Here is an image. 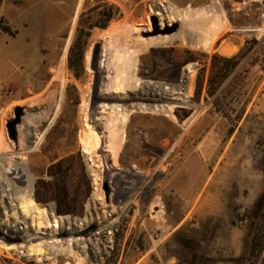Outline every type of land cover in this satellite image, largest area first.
Returning <instances> with one entry per match:
<instances>
[{
  "label": "rangeland",
  "instance_id": "1",
  "mask_svg": "<svg viewBox=\"0 0 264 264\" xmlns=\"http://www.w3.org/2000/svg\"><path fill=\"white\" fill-rule=\"evenodd\" d=\"M108 6L115 17L91 30L76 76L67 53L78 17L94 23ZM3 25L15 33L0 30V178L22 163L51 214L35 226L10 194L26 182L8 189L1 178L0 209L22 215L0 213V264H264V0H0ZM146 82L166 96L143 108L132 96ZM17 105L15 145L5 121ZM105 165L115 194L99 200ZM90 224L97 234H78ZM92 234L99 260L83 245Z\"/></svg>",
  "mask_w": 264,
  "mask_h": 264
},
{
  "label": "bare ground",
  "instance_id": "2",
  "mask_svg": "<svg viewBox=\"0 0 264 264\" xmlns=\"http://www.w3.org/2000/svg\"><path fill=\"white\" fill-rule=\"evenodd\" d=\"M194 1V0H193ZM195 3V2H194ZM212 5V4H211ZM205 7H207V8H209L208 6H205ZM206 8V9H207ZM210 8H212V7H210ZM205 9V10H206ZM211 10V9H210ZM173 13V12H172ZM177 14H178V12H176ZM173 15V14H172ZM204 15V14H203ZM144 18V17H143ZM141 20V19H140ZM145 21V20H144ZM139 22V21H138ZM138 22H136V23H138ZM141 22V21H140ZM149 25V24H148ZM119 26H121V25H119ZM121 28H122V26H121ZM204 30V29H203ZM115 31V26L113 25L112 27H110V28H108L107 30H106V32L107 33H112V32H114ZM181 34L180 35H176L170 42H168V44H166V45H170V46H172V45H174V43L175 42H180L181 41V37H182V31L180 32ZM191 33V35H193V37H194V39L196 40V42H203V40H202V37L203 36H200V35H198V34H195V33H192V32H190ZM203 33V32H202ZM197 35V36H196ZM129 36V35H128ZM185 36V35H184ZM217 36V35H216ZM171 37V36H170ZM189 37H190V35H189ZM215 38V37H214ZM206 40V39H205ZM165 41V40H164ZM194 41V40H193ZM158 42V41H157ZM195 42V43H196ZM147 44V43H146ZM150 44V43H149ZM205 44V43H204ZM206 45V44H205ZM163 46V45H162ZM211 46V45H210ZM159 47H161V46H159ZM166 47H169V46H166ZM173 47V46H172ZM199 47V46H198ZM209 47V46H208ZM175 48V47H174ZM180 48H182V47H180ZM205 49H206V47H204ZM171 49V48H170ZM183 49V48H182ZM158 50V49H157ZM161 50H162V48H161ZM207 50V49H206ZM151 51V50H150ZM159 51H160V49H159ZM159 51H157V52H159ZM168 51V50H167ZM171 52V51H170ZM153 53V52H152ZM159 53H161V52H159ZM169 53V52H168ZM202 53V52H201ZM156 54V53H155ZM171 54V53H170ZM158 55H160V54H158ZM162 56H163V54H162ZM171 56V55H170ZM173 56V55H172ZM183 56V55H182ZM179 57V56H178ZM128 61V60H127ZM126 61V62H127ZM171 66V65H170ZM126 67V66H125ZM125 70V69H124ZM109 72V71H108ZM156 72V71H155ZM135 74V73H134ZM125 76V75H124ZM123 78V77H122ZM125 82V81H124ZM123 82V83H124ZM132 84L133 83H130V85L132 86ZM164 84V83H163ZM163 84H161V83H140V84H138L139 85V91H137V92H135L134 93V95L132 96V97H135V96H137L138 97V99L139 100H141L140 102H138V104H140V105H142V107L144 108V104L145 105H153V104H155V102H158V101H162V99H163V97L165 98V92L163 91V88H164V86L165 85H163ZM121 85H123V84H121ZM120 85V86H121ZM124 86V85H123ZM180 85H177V86H174V88L176 89V87H179ZM169 87V86H168ZM123 88V87H122ZM171 88V87H170ZM165 90V89H164ZM166 90H167V88H166ZM171 89H169L168 91H170ZM167 93V92H166ZM130 96V97H131ZM176 100V99H175ZM124 102V101H123ZM132 102V101H131ZM135 102V101H134ZM137 103H135V105H136ZM133 105V104H132ZM163 105V104H162ZM168 105H171V104H168ZM134 106V105H133ZM155 106V105H154ZM153 106V107H154ZM157 106V105H156ZM155 106V107H156ZM161 106V104L159 105V107ZM173 106V105H172ZM164 107V106H163ZM169 107V106H168ZM161 109L160 110H162V107H160ZM156 110V109H155ZM166 110V109H165ZM157 111V110H156ZM168 111V110H167ZM169 112V111H168ZM113 113V112H112ZM168 115L170 116L171 115V113H166V116L168 117ZM114 116V115H113ZM171 117H172V115H171ZM117 118V117H116ZM115 118V119H116ZM158 118V117H157ZM156 118V119H157ZM169 118V117H168ZM154 119H155V117H154ZM159 119V118H158ZM157 119V120H158ZM174 119V118H173ZM156 120V121H157ZM160 120V119H159ZM172 120V119H171ZM112 121V120H111ZM117 121V120H116ZM161 121V120H160ZM174 121V120H173ZM150 122H152V121H150ZM115 124H116V122H115ZM157 125V124H156ZM144 127V126H143ZM169 128H170V126H168ZM123 129V128H122ZM179 129V128H178ZM118 131V130H117ZM117 131H115V133L117 132ZM168 131V130H167ZM144 132V131H143ZM115 136V135H114ZM40 138H41V136L40 137H36L35 138V140H33L32 142L34 143V141H35V145H34V147H36L37 146V144H38V142H39V140H40ZM115 139V138H114ZM113 141V140H112ZM116 141V140H115ZM31 144V143H30ZM112 144V143H111ZM178 144V143H177ZM110 145V144H109ZM114 145V144H113ZM208 146V145H207ZM201 147V146H200ZM202 147H203V145H202ZM114 148H115V146H114ZM207 148V147H206ZM208 149V148H207ZM207 149H202V150H204V153H206V151H207ZM190 152V151H189ZM173 154V153H172ZM101 159V158H100ZM200 161H199V159L197 158V156L196 157H193V158H191L190 159V161L188 160V165H187V167L185 168V170H184V176L181 174L182 172H180V174L182 175V177H180L178 180L180 181V182H178V183H185V184H187V183H189L190 182V179H191V174L193 173V172H196V170H198V168H199V166H200ZM14 166V165H13ZM12 167V166H11ZM180 167V166H179ZM13 168V167H12ZM11 169V168H10ZM5 171V170H4ZM8 171V173H11V174H14L13 176H11V177H5L4 175L1 177L2 178V180H4V179H6L4 182H6L5 184H7L9 187H8V189H13L14 188V186H13V183H14V181L15 180H23V181H25L26 182V184L24 185V186H22L21 187V189L19 190V192H18V194H16V195H14L12 192H10V194L12 195V200H14V203L11 201V204L10 205H15V207L16 206H18V203L19 202H21V201H23V210L24 211H28L29 212V214L31 215V219H32V221H33V223H34V225L36 226H39L40 224H42V222L44 221V220H46V217L48 218V214H51V212H49L48 213V211H47V209H45L44 207H41V206H39L34 200H33V198L31 197V179H30V173H29V171H28V169H27V167L26 166H24L22 163L20 164V163H16L15 164V167L12 169V170H7ZM96 171V170H95ZM179 171V170H178ZM177 175V174H176ZM178 176V175H177ZM176 176V177H177ZM203 177V176H202ZM0 178V179H1ZM216 179V178H215ZM174 180H175V178H174ZM176 181V180H175ZM217 181V180H216ZM1 182V181H0ZM3 182V181H2ZM213 183V182H212ZM23 184V183H22ZM209 184V183H208ZM197 185V184H196ZM214 185V184H213ZM99 189V188H98ZM102 199V195L101 194H99V200H101ZM100 202H103V200L102 201H100ZM13 203V204H12ZM104 204V203H103ZM101 206V205H100ZM15 207H13V206H10V207H4V208H2V209H0V213H1V215H3V216H5V219H10V218H14V216L15 217H17V216H21L22 214H21V209H16ZM92 209V210H94L96 207L94 206V205H92V206H89V209ZM9 209L10 210H12V212L10 213V212H8L9 211ZM91 210V211H92ZM90 211V212H91ZM15 212V213H14ZM98 213V212H97ZM21 214V215H20ZM96 216V215H95ZM87 217V216H86ZM65 218V217H64ZM94 218V217H93ZM92 218V219H93ZM99 218V217H98ZM58 219V218H57ZM90 219V216L88 217V220H87V222L88 221H90L89 220ZM63 220V218H61L60 217V219L58 220V221H62ZM66 220V219H65ZM64 220V221H65ZM4 221V220H3ZM55 222H57V220H54ZM67 221H68V219H67ZM96 222V221H95ZM70 224V223H69ZM86 224H88V223H86ZM84 226H88V225H84ZM71 228H73V229H75V230H78L77 229V227L76 226H71ZM80 231L81 230H78L77 232H78V234L79 235H82V234H80ZM92 233H93V231H91ZM94 234H97V232L95 231V233ZM78 235V236H79ZM93 235V234H92ZM99 236V235H98ZM24 237V236H23ZM91 237V236H90ZM89 237V238H90ZM79 238H81V237H79ZM73 239V238H72ZM94 239H97V236H95L94 237V235L90 238V241H88V240H85L84 242H83V245H88L89 247H88V254H89V258H91V259H93V260H99L100 258H101V256L104 254V252H105V248H98L96 245H95V243H97L96 241L94 242ZM23 240V239H22ZM100 242V241H99ZM13 246V245H12ZM0 247H2V248H6V249H8V246H7V244H3L1 241H0ZM28 247V246H27ZM85 247V246H84ZM84 249V248H83ZM86 249V248H85ZM100 250V251H99ZM27 251H28V253H30L31 255H36V256H39V255H41L42 254V250L41 249H39V248H36L35 246H29L28 248H27ZM28 255V254H27ZM40 260V259H39Z\"/></svg>",
  "mask_w": 264,
  "mask_h": 264
},
{
  "label": "trees",
  "instance_id": "3",
  "mask_svg": "<svg viewBox=\"0 0 264 264\" xmlns=\"http://www.w3.org/2000/svg\"><path fill=\"white\" fill-rule=\"evenodd\" d=\"M111 7H104L99 10V17L98 21L94 23H88L83 20V14H80L78 17L77 25L75 28V32L73 34V38L71 40V43L68 48L67 53V67L68 69L75 74L76 76L82 71L83 69V60H84V54L89 42V37L91 35V30L95 27L98 28H105L108 25V22L115 17V13L110 9ZM0 30L7 32L10 35H14L15 31L11 29L9 25H3L0 26ZM107 30V29H106ZM226 66H227V72L230 71L236 64L237 60H231L226 59ZM59 164V163H57ZM34 197L40 201L41 199H38L37 195L34 194ZM259 239V235L256 234L254 231L249 248H255L257 246V241ZM113 256L112 258H114Z\"/></svg>",
  "mask_w": 264,
  "mask_h": 264
},
{
  "label": "water",
  "instance_id": "4",
  "mask_svg": "<svg viewBox=\"0 0 264 264\" xmlns=\"http://www.w3.org/2000/svg\"><path fill=\"white\" fill-rule=\"evenodd\" d=\"M23 115H24L23 106L17 105L13 108V116L8 118L5 121V129H6L7 136L10 140H12L14 142L15 145L18 144L17 126L21 123V119H22ZM89 116H90V118L93 117L92 114H90ZM103 189H104L105 194H106L105 199L109 200V186H108V183L106 180L104 181ZM96 229H97L96 224H90L88 228L81 230L80 234L87 236L90 231H95ZM2 236H4V233L0 230V239H2ZM8 243H10V241Z\"/></svg>",
  "mask_w": 264,
  "mask_h": 264
},
{
  "label": "built area",
  "instance_id": "5",
  "mask_svg": "<svg viewBox=\"0 0 264 264\" xmlns=\"http://www.w3.org/2000/svg\"><path fill=\"white\" fill-rule=\"evenodd\" d=\"M111 168L107 165H105L101 171V173L99 174V178L97 181V187L99 188V193L103 195V198H106V194L105 191L103 189V184L104 181L106 180L109 186V197L111 195V197H113V195L115 194V184H114V180L112 179V175H111Z\"/></svg>",
  "mask_w": 264,
  "mask_h": 264
},
{
  "label": "crops",
  "instance_id": "6",
  "mask_svg": "<svg viewBox=\"0 0 264 264\" xmlns=\"http://www.w3.org/2000/svg\"><path fill=\"white\" fill-rule=\"evenodd\" d=\"M112 162H113V161H112ZM115 165H116V164H114V166H113V164H112L113 167H115ZM150 215H151V214H150ZM179 223H180V222H177V223L172 224V228H171V230L168 232V234L174 232V230L176 229V227L178 226ZM168 234H167V235H168ZM165 236H166V235H164L163 238H165ZM159 242H160V240H158V242L155 243V244H151V248H150V246H149L148 248H145V251H151V250H153V248H154L155 246H158V245H159Z\"/></svg>",
  "mask_w": 264,
  "mask_h": 264
},
{
  "label": "flooded vegetation",
  "instance_id": "7",
  "mask_svg": "<svg viewBox=\"0 0 264 264\" xmlns=\"http://www.w3.org/2000/svg\"><path fill=\"white\" fill-rule=\"evenodd\" d=\"M106 200V199H105Z\"/></svg>",
  "mask_w": 264,
  "mask_h": 264
}]
</instances>
